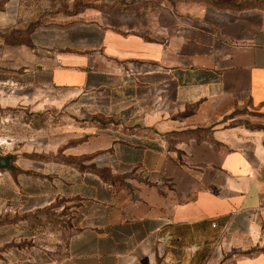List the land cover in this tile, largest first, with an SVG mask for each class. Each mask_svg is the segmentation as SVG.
Wrapping results in <instances>:
<instances>
[{
	"label": "crops",
	"instance_id": "1",
	"mask_svg": "<svg viewBox=\"0 0 264 264\" xmlns=\"http://www.w3.org/2000/svg\"><path fill=\"white\" fill-rule=\"evenodd\" d=\"M80 1L0 0V264H264V9Z\"/></svg>",
	"mask_w": 264,
	"mask_h": 264
},
{
	"label": "rangeland",
	"instance_id": "2",
	"mask_svg": "<svg viewBox=\"0 0 264 264\" xmlns=\"http://www.w3.org/2000/svg\"><path fill=\"white\" fill-rule=\"evenodd\" d=\"M195 1H201L204 4L199 5V7L213 10V11H241V10H247L252 9L256 7H261L264 9V0H195ZM88 4L81 0L79 2V7L84 8ZM232 116L226 117L223 116L224 121H229V124L231 127H244L249 130H257V129H264V126H262L259 122V120L262 119L260 113H254L251 110H249L246 107H236L233 110L230 111ZM60 118L56 115H51L49 118H44V122L49 123L47 124L46 129L51 131L52 127L57 128L59 124ZM46 125V124H45ZM210 135V133H208ZM2 143L4 142L2 139H0ZM1 143V144H2ZM0 144V145H1ZM2 190L5 188L4 185H1ZM59 223V224H58ZM60 225V227H58ZM64 223H61V221H58L56 217L51 218L49 220L46 218L45 223H40L38 228H36V232L40 233L41 235L45 233H52L53 235H59L60 238L63 237L64 241H66V234H62L61 230H64ZM59 233V234H58Z\"/></svg>",
	"mask_w": 264,
	"mask_h": 264
},
{
	"label": "built area",
	"instance_id": "3",
	"mask_svg": "<svg viewBox=\"0 0 264 264\" xmlns=\"http://www.w3.org/2000/svg\"><path fill=\"white\" fill-rule=\"evenodd\" d=\"M149 67L148 65L146 64H141L140 66V71H138L137 68H131V69H127V73L132 76V75H135V74H138V73H141V71H144V70H148Z\"/></svg>",
	"mask_w": 264,
	"mask_h": 264
},
{
	"label": "bare ground",
	"instance_id": "4",
	"mask_svg": "<svg viewBox=\"0 0 264 264\" xmlns=\"http://www.w3.org/2000/svg\"><path fill=\"white\" fill-rule=\"evenodd\" d=\"M2 143V141L0 140V144Z\"/></svg>",
	"mask_w": 264,
	"mask_h": 264
},
{
	"label": "trees",
	"instance_id": "5",
	"mask_svg": "<svg viewBox=\"0 0 264 264\" xmlns=\"http://www.w3.org/2000/svg\"><path fill=\"white\" fill-rule=\"evenodd\" d=\"M257 8V7H256ZM245 10V9H244Z\"/></svg>",
	"mask_w": 264,
	"mask_h": 264
}]
</instances>
